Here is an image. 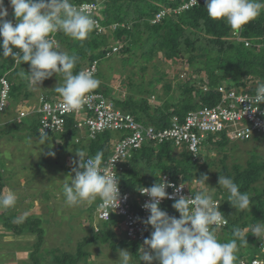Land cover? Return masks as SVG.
Wrapping results in <instances>:
<instances>
[{"label":"rangeland","instance_id":"obj_1","mask_svg":"<svg viewBox=\"0 0 264 264\" xmlns=\"http://www.w3.org/2000/svg\"><path fill=\"white\" fill-rule=\"evenodd\" d=\"M139 1L133 3L125 0L121 3L124 8L128 7L130 3H133V6L138 4V7H146L148 6L146 3H149L152 6L150 9L158 6L157 0H147L146 3L145 1L143 3ZM4 6L9 13L8 17L13 18L10 13L13 8L9 0H5ZM132 10L131 8V12H133ZM146 11H148V7H146ZM261 15L264 18V10H261ZM135 21L132 22L133 26L130 23H123L128 26V29L130 28V35H123L118 41L113 42L114 38L111 35L108 37H106L107 35H95L93 30L91 31L93 36L90 35L86 39V42L95 40L98 43L103 40L106 46H100L98 51H101L104 47L108 48L110 43H117V46H119V51L110 57L104 59L103 56H99L102 59L99 61L98 74L95 77L100 81V88H107L106 96L115 101V107L122 112H127L123 109L124 105L120 104L119 101L130 97L136 99L142 97L147 100L148 105L151 107L160 106L163 102L174 104L182 99L183 87L186 84L197 87L198 90L194 93L201 91L200 80L203 78L204 73L194 71L202 65L203 58L199 53L196 50H187L181 45V48L177 51H169L165 47H161V45L164 46L161 32H154L143 21L140 23L138 20ZM235 34L236 32L231 31L228 39L237 42ZM61 37L57 39L55 36V40L62 50L69 55L78 57V62L75 65L77 68L87 65L89 57L98 52L90 50L87 45H82L79 43L80 41L74 40L70 36ZM127 47L128 51L125 49ZM262 47V44H259L258 48ZM2 60L5 63L3 68L12 64V58L10 57L0 58V62H3ZM29 70L30 65L28 63H22L18 66V74L24 71L26 76V71ZM15 74L16 72L10 71L11 77ZM16 83L20 87L15 96L11 98L6 111L0 115V192L12 190L16 193L18 199L14 208L0 209L1 224L7 218L15 216L17 218L29 216L40 219V227L43 230L41 249L52 252L57 251L59 256L65 252L68 256L70 254L73 256L72 254L76 252L79 244L83 245V250L87 251L89 255L90 250L97 247L108 248V243L103 244L102 237L98 235V241L84 242V238L91 239L90 236L94 234V226H99L100 229L107 226V230H110V233L113 232L114 236L119 235L122 239H125L119 227L114 225L115 228L106 222L98 221L95 216L96 209H92L93 203L69 206L65 202L63 186L65 183H70L71 176L74 177L75 175L73 169L76 168V162L79 160L76 152L82 151L85 156L88 154L85 149L86 140L76 144L74 138L62 139L60 135L54 134L46 136L44 138L46 142L42 144L36 119L26 117V119L32 120H25V125L19 127L15 124H9L11 123L9 121L17 116L16 112L19 109H29L37 104L40 94L53 93L57 84H63V74H57V76L54 74L51 78L45 79L40 87H30L27 80L21 75H19ZM80 136L84 137L85 134H79L78 137ZM112 136L116 139L119 134L113 133ZM49 152H54L55 155H48ZM252 156L263 159L264 138L262 136L253 137L248 143L229 142L221 150L205 149L202 146L196 164L199 166V171L196 170L197 168L192 169L193 175L190 178L193 177V179L186 185L191 190L199 191L201 186L196 178L206 174L209 178L207 184L214 187V189H209L213 198L220 201L227 200L228 192L218 185L219 175L226 176V174H229L233 177L238 170L248 166L253 159ZM263 185V180L258 181L250 187L247 193L250 197L258 194V192H261ZM251 205L250 210H238L231 206L236 217L244 213L242 217L249 220L255 208L252 203ZM259 223L264 222L259 221ZM229 229L216 230L220 242H229V239H227ZM245 229L250 228L244 227L241 231L243 232ZM8 232L13 234L11 231ZM249 236L253 238V241L251 240L248 243ZM255 238L249 232L246 235L247 244H243L242 238L236 239L238 245L236 255L238 258L239 256L241 259L251 258L255 254L252 251V247L258 243V239ZM96 250H99V248ZM100 253L103 255L104 260L97 259V264H117L119 255L108 254L106 251H100ZM88 254L81 260V264H90ZM39 256L32 258V264L40 263ZM45 256L43 255L44 264H53L52 256ZM94 263L92 262V264Z\"/></svg>","mask_w":264,"mask_h":264},{"label":"clouds","instance_id":"obj_2","mask_svg":"<svg viewBox=\"0 0 264 264\" xmlns=\"http://www.w3.org/2000/svg\"><path fill=\"white\" fill-rule=\"evenodd\" d=\"M9 3L14 9L17 22L14 26L7 19L4 0H0V56L11 57L16 64L30 65L26 76L24 71L19 73L30 87H40L45 79L54 74H63V84H57L55 92L60 95L68 110L82 109L100 86V81L91 70H81L74 74L72 70L78 57L62 50L52 34L61 32L74 40L84 41L93 30L95 20L77 8L71 0H9ZM205 8L209 18L223 19L233 30L239 31L261 14L264 0H205ZM14 47L20 52H14ZM254 100L257 104H264V82L258 84ZM46 136L45 132L41 134L42 144L46 142ZM47 154L55 155L54 152ZM76 154L80 162L73 169L75 175L71 176L70 183L63 186L65 202L69 206H78L83 203L92 204L99 199L102 201L99 207L115 211L121 203L119 179L116 173L110 171L108 164H102L103 151H97L94 157L87 159L82 151ZM208 179L206 174L196 178L201 188L193 194V198L178 195L184 184L176 187L163 177L151 187L138 190L150 198L143 207L150 212L146 223L154 229L140 249L143 264H236V239L222 243L216 235V229L225 225L227 220L219 210L220 203L209 192L214 187L207 184ZM218 185L228 192L227 201L235 209L250 210V195L242 193L233 178L219 175ZM169 187L174 188L178 198L166 191ZM174 198L172 207L179 212V218L160 209L162 200ZM17 199L12 190L0 192V209L14 208ZM23 219L24 216L19 218L20 221ZM249 232L264 242V223L259 222L243 232L235 228L233 236L242 238L243 244H247L246 235ZM130 261L129 252L119 250L117 264H130Z\"/></svg>","mask_w":264,"mask_h":264},{"label":"trees","instance_id":"obj_3","mask_svg":"<svg viewBox=\"0 0 264 264\" xmlns=\"http://www.w3.org/2000/svg\"><path fill=\"white\" fill-rule=\"evenodd\" d=\"M80 1L90 0H71V3ZM123 1L125 0L104 1L101 11V24L109 25L114 22H126L132 25L136 22L135 20H138L139 23L143 21V23L150 26L154 32H161L164 45H161V47H165L172 52L177 51L181 46L187 50H196L203 58V61L202 65L198 66L194 71L204 73L203 78L200 80V85H205L210 88L207 92H202L201 90L198 93H194L198 90L197 87L195 85L188 86L186 84L183 87V96L181 100L174 104L163 102L160 106L156 105L153 107L149 106L147 100L142 97L139 99L131 97L125 98L123 101L117 100L120 104L124 105L123 109L132 114L137 122L144 125H153L159 129L165 128L169 125L170 119L173 116L182 118L188 111L196 109L197 107L215 105L220 97L215 89L219 84L224 83L227 88H233L241 92L254 93V87L264 82V18L262 15H259L255 20L250 21L239 30L240 36L250 43V46L246 47L242 42H235L234 40L228 39L229 33L231 31H236L223 19L214 20L209 18L205 4L193 7L180 14L168 13L159 23L150 24L149 20L154 17L156 12L161 9L177 8L187 0H157L158 6L152 9H150L152 6L146 3L147 0H140L139 2L143 3L145 1L146 5H148L146 6L148 7V11H146V7H138V4L133 6V3L138 0H126L133 2V5L130 3L126 8H124L122 4ZM131 8L133 12H131ZM10 13L12 14L11 16L15 18L14 9H12ZM8 18L7 16V19ZM52 35L56 36L57 39H59V37L62 38L61 36L67 37V35L61 32ZM90 35L93 36V33L91 32L89 36ZM109 35L113 36V42H115L120 40L123 35L129 36L130 28H120L117 31L110 32L106 37ZM0 41H2V37H0ZM79 43L85 46L87 45L92 51H98L100 46H106L103 40L100 43L95 40L91 42H86V40H84ZM259 44H262L263 47L258 48ZM15 49L17 48L14 47L13 51H15ZM125 49L128 51V47ZM104 53L105 50L98 51L96 54H92L88 61L102 59L99 56H104ZM212 53L214 54L211 55ZM0 58L4 57L0 56ZM2 61L3 62H0V76H3L7 72L9 73L7 78L10 83L11 101V98L15 96L16 91L20 87L19 84L16 83L19 78L18 66H20V64H16L12 59V64L3 68L5 63L4 60ZM80 68L81 66L78 68L75 67L72 70L73 73L76 74ZM10 71L16 72V74L11 77ZM96 91L106 96V91L108 90L106 87L100 88L99 86ZM45 94H47L49 98L60 97L55 91ZM28 117H32L34 120L36 119L35 115H30ZM25 120L32 119L24 118L20 122L11 121L9 124H15L19 127L25 125ZM73 124V117H67L63 132L51 133L47 136L57 134L60 135L62 139L74 138L76 144L81 143L82 140H86L85 149L88 153L87 156L94 157L97 151H103V159L110 155L112 151L110 140L115 138L112 136L113 132H102L94 140H90L86 137L85 132L74 129ZM79 134H85V136L78 137ZM249 141L251 140L234 142L248 143ZM229 142L231 143L232 141H229L223 135H209L202 146H204L205 149L214 148L221 150L224 149ZM200 154L201 151L198 157L194 158L188 150L184 148H175L171 143H164L157 146L151 143H145L140 149L133 151L131 158L123 164V169L118 175L119 186L123 192L131 195V199L135 203V196L139 188L143 186L151 187L160 180L162 175H168L173 180H181L183 183L187 184L193 179V177L190 178V176L193 175L192 169L197 168L196 170L199 171V166L196 164L198 163L197 161ZM252 158L248 166L242 170H238L233 177L226 174V176L233 178L234 182L239 185V190L242 193L247 192L250 187L258 181L263 180L264 182V156L263 159L259 157L254 158V156H252ZM99 201L100 200L97 199L93 202L92 209H96ZM250 201L255 208L249 220H246V217H242L244 213L236 217L230 202L227 200L220 201V211L227 219L225 229L230 228L227 237L229 241L234 238L237 239L233 236V230L235 228H239L240 230L244 227L251 228L259 221L264 222V185L261 192L250 197ZM173 203L174 202L163 204L160 206V209L166 211L170 216L179 218L180 214L172 207ZM115 223L116 219L112 216L110 222L107 224L114 226ZM3 225L8 231L13 232V234H35L37 240L33 244L34 250H38L41 246L43 230L40 227V219L24 216V219L20 221L19 218L15 216L13 218H7ZM109 231L110 230H107V226L106 228H101L98 232H94V234L90 236V240L84 238V242L98 241L99 237H102L101 241L109 242L113 248L122 245H131L138 250L139 243L130 242L126 239L117 242L114 233H110ZM97 235L99 237H97ZM251 240L253 241V238L249 236L248 243ZM256 248L257 244L252 247L254 253L257 251ZM65 253L59 256L57 251H53L51 253L53 264H73L78 262L85 255L83 245L81 244L78 245L76 252L72 254L73 256H71V254L68 256ZM240 259L241 257L239 256L236 264Z\"/></svg>","mask_w":264,"mask_h":264},{"label":"built area","instance_id":"obj_4","mask_svg":"<svg viewBox=\"0 0 264 264\" xmlns=\"http://www.w3.org/2000/svg\"><path fill=\"white\" fill-rule=\"evenodd\" d=\"M104 1L90 0L72 3L95 20L96 23L93 28L95 35L106 36L120 28L127 27L128 29V26L118 22L109 25L101 24V11ZM203 4H205V0H198V4L196 0H187L177 8L161 9L155 13L149 23H159L168 13L180 14L183 11ZM8 20L12 21L15 26L16 18H8ZM235 36L237 42H242L246 47L250 46L249 41L243 39L239 31H236ZM53 37L55 39L54 35ZM101 50H105L103 58L106 59L118 52L119 46H117V43H110L108 48H102ZM14 52H20V50L15 49ZM100 60L93 59L87 65L81 67L79 71L91 70L96 77ZM7 75L8 73L0 76V115L6 111L10 102V83ZM257 86L254 87V93H248L227 88L224 83L219 84L215 89L220 97L215 105L197 107L188 111L182 118L173 116L169 125L161 129L153 125H144L137 122L132 114L117 109L112 99L96 90L91 94L84 107L76 111L68 110L61 97L49 98L47 94L42 93L38 96L36 105L29 109H19L16 112L17 116L9 122H20L30 115H35L39 124V134L41 135L45 132L49 135L63 132L66 119L71 116L74 122L73 128L81 132L84 131L86 137L90 140H94L105 131L118 133V138L110 140L112 151L102 162V164L109 165L110 171L113 174L116 173L118 179V175L123 169V164L131 158L133 151L140 149L145 143H151L154 146L171 143L175 148L188 150L194 158H197L203 143L209 135H223L232 142L248 141L257 135L264 138V104H257L254 100ZM209 89L208 86H201L202 92H207ZM89 157L91 156L86 155L84 158L87 159ZM112 160L116 161L111 164ZM79 162L77 160L76 168L79 166ZM162 177L176 187L184 184L182 192L178 195L193 198V194L196 193L181 180H173L168 175H162ZM162 177L160 180H162ZM119 191L120 206L115 211L114 209H103L99 207L102 203V201H99L95 216L98 221L106 223H109L111 217L114 216L116 219L115 226L120 228L125 239L139 243L140 249H142L145 238H150L151 233L154 231L153 227L146 223L150 212L143 207L150 198L138 191L134 203L131 195L123 192L120 186ZM166 191L178 198V195L174 193L173 187L166 188ZM175 198L162 200L160 206L175 202ZM213 199L221 204L219 199ZM226 225L227 223L219 226L216 230L223 229ZM94 227V232L100 230L99 226ZM256 249V253L251 258L240 259L237 264H264V242L258 240Z\"/></svg>","mask_w":264,"mask_h":264},{"label":"crops","instance_id":"obj_5","mask_svg":"<svg viewBox=\"0 0 264 264\" xmlns=\"http://www.w3.org/2000/svg\"><path fill=\"white\" fill-rule=\"evenodd\" d=\"M115 238L117 239V242L123 240L119 235H116ZM36 240L37 236L33 233L9 234V232L3 226V223L1 224L0 220V264H32V258L39 255V264H44L45 262L43 255H46L45 257H47V255L51 256L52 251L48 250V252L46 249H41V246L35 251L33 244L36 242ZM106 243H108V248L97 247L90 250V255L87 251L83 250L85 255H89L90 264H92V262L97 264V259H100L101 261L104 260V257L100 251H106L108 254L119 255V250H126L129 252L131 255L130 264H143V262L140 260L141 252L139 251V248L137 250L131 245H122L112 248L109 242H103V244ZM98 248L99 250H96ZM82 259L73 264H81Z\"/></svg>","mask_w":264,"mask_h":264}]
</instances>
